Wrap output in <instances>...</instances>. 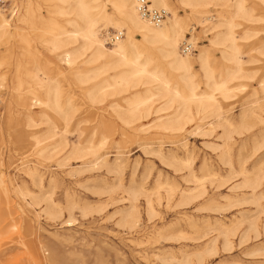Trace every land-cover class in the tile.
Returning <instances> with one entry per match:
<instances>
[{"label":"rangeland","instance_id":"rangeland-1","mask_svg":"<svg viewBox=\"0 0 264 264\" xmlns=\"http://www.w3.org/2000/svg\"><path fill=\"white\" fill-rule=\"evenodd\" d=\"M12 1L20 8L16 17L0 11L11 25L0 43L6 77L0 89V264H264V0H201L197 6L167 0L168 16L193 38L181 40L179 51L193 59L199 93L236 70L222 54L228 12L239 1L247 13L233 26L245 68L228 83L227 98L204 112L194 104L184 111L182 130L173 128L179 102L159 89L145 91L139 77L117 90H97L132 68L97 73L99 63L90 62L81 38H64L83 27L74 2L70 14H60L58 0ZM101 1L110 14L99 24L104 38L118 31V19L113 0ZM48 31L61 33L65 45L46 44ZM131 36L141 40L138 32ZM185 43L193 45L191 53L183 52ZM77 50L69 64L66 52ZM157 63L172 71L166 59ZM80 70L88 77L78 78ZM16 71L22 72L20 92ZM50 79L63 90L65 112L38 104L32 93L39 80ZM136 99L145 103L132 114ZM215 107L238 131L232 167L222 157L228 124Z\"/></svg>","mask_w":264,"mask_h":264},{"label":"bare ground","instance_id":"bare-ground-1","mask_svg":"<svg viewBox=\"0 0 264 264\" xmlns=\"http://www.w3.org/2000/svg\"><path fill=\"white\" fill-rule=\"evenodd\" d=\"M58 1H61L64 4V6L60 7L58 10L60 14H70L69 10L72 7V2L76 4V7L74 8V12L75 15H77V17L80 20H82L83 27L80 31H76L74 35H67V36L65 34L62 35H64V38L65 37L67 38L74 37L75 39L81 38L82 40L81 48L83 49L84 53H89L90 62L99 63V66L96 69L97 73L100 74L106 73L109 70H117L126 66L132 68V71L124 70L120 72L121 74H117L116 76H114L113 78L114 81L112 82L105 79L103 84L100 85L97 88V90L101 91L106 87H110L117 90V88L120 86L129 85L131 81V80L129 81V79L131 77H139L141 79L142 85H144L145 87V91L150 92L153 89H159L163 91L167 96H169L172 101L179 102V109L181 111L180 113H178L179 115L177 116L178 118L177 127H173L177 130H182L184 128L185 124H181L179 120L182 116L181 114L184 111H190V106L192 104L197 106L199 112L201 111L204 112L206 109L210 107L209 104H213V102H215L218 97L227 98L230 95V91H231V87L229 86L228 83L233 81L236 78L237 74L242 72L243 69L245 68V66L243 65L244 64L243 60L239 57L240 45L237 42V37L235 36V32L233 30L235 18L239 15L243 14L244 16L247 14L244 11L242 2L239 1L236 2L235 3L236 9L234 11L228 12L229 13V17L227 21L228 31L227 34L225 35L226 36L225 39L228 42V44L225 47V49L222 50L223 57L226 59V61H229L230 63L234 64L236 66V70L228 71L226 73L227 74L226 79H224L221 82L214 83L215 85L210 92L199 93L197 91L198 85L195 82H193V77H194L193 59L191 58V56H189L190 54H181L179 51V44L181 40H185V41H189L190 43H193V38L188 39V37L185 35L186 28L183 27V25L181 24L178 18L169 17L168 16L169 12L165 21L162 24L158 25L152 23L150 20L144 18L141 15L138 8V0L111 1L112 8L113 10H115V14L118 19L116 28L118 29V31H121L122 30L121 28L126 27V29L128 30L127 33L128 37L124 38L123 36L122 38L118 39L116 43H114L115 47H108L105 43V38H103V35L101 33L102 30L100 29V25H99L101 21L110 20V14L107 13V9L105 8L107 4H103L101 0H58ZM150 2L153 3L151 4V7L153 8L157 7L158 9L159 7H161L165 10L170 8L167 0H150ZM193 2L194 0H184V4L194 5V6L199 5V2H201V0H198L197 3H193ZM12 5L13 7L11 12L10 13L5 12L6 15L10 16V18L16 17L20 9L17 4L13 3V1H12ZM0 11L1 12L3 11L1 7H0ZM192 13H196V12L192 11ZM198 13H202V11H199ZM118 22H121L122 24ZM10 26H11L10 20L6 19L5 17L0 18V43L1 40H4L3 38L6 37L5 35L8 32ZM133 32H138L141 36V40H136L133 36H131ZM49 33L52 32L50 31ZM109 33L110 32L106 34ZM60 36L61 33H59L58 35L53 34L51 38L46 39L45 42L46 44L51 45V47L54 50H57L61 48V46H64L66 42V40L65 39L62 40ZM220 38L221 36L217 35L215 38L211 40L212 44H217ZM141 44L145 47H140ZM80 52L81 51L79 50L75 52L67 51L65 56L66 61L69 64H71L74 61L73 54L75 53L77 54ZM158 52L160 53L159 55ZM199 57L203 59L204 53H201ZM160 58L166 59L167 64L172 69V71L178 73L177 76H175V74H173L172 71H166L163 66L157 63ZM203 66H206V62L203 63ZM27 73L28 75H30L28 71ZM15 74H16L15 77L18 79V84L15 90L17 92H20L22 88V81L20 80L22 76V72L16 71ZM206 75L209 79H212L213 78L212 70L208 69ZM76 76L78 78L82 77V79H84L85 77H88V74L80 70L76 72ZM5 78L6 77L3 76V74L2 76L0 75V89L3 87L2 81L5 80ZM83 82H85V80H83ZM29 84L31 83L29 82ZM36 85L38 87L34 88L32 93L36 97V101L38 102V104H45L48 107L52 108L53 110L60 111L61 113L65 112L64 111L65 104L62 101L63 90L61 89L59 83H55L53 79L52 80L50 79L47 81L39 80V82H37ZM207 86L210 87L211 84H207ZM94 91L95 90L90 92L92 96L94 94ZM103 95L106 94L104 93ZM0 98L2 99V108H3V98L2 96H0ZM143 103H145V99H136L133 105L130 106V112L132 114H136L137 111L139 110V107ZM221 110H222L221 107H215L213 108L212 111H214L217 115H219L222 119H224L228 124L226 129V138L224 142L226 146V151L224 154H222V157L227 156L228 164L230 165V167H232L234 165L233 156H232L233 134L235 133V131L236 132L238 131L234 129V124L231 122L229 116H227L226 114L223 115V112H221ZM122 118L124 119V116ZM165 127L167 128L168 126L165 125ZM37 143L39 144V142ZM56 147H57V143H54L52 145V148H56ZM186 163L190 165V161H187ZM247 170L245 167V161H242V163L240 164L241 175H246ZM245 179L247 183L252 182V180H249L246 177ZM254 188L255 187L253 185V189ZM263 197H260V199H262ZM260 212L264 213V209L261 208Z\"/></svg>","mask_w":264,"mask_h":264},{"label":"built area","instance_id":"built-area-1","mask_svg":"<svg viewBox=\"0 0 264 264\" xmlns=\"http://www.w3.org/2000/svg\"><path fill=\"white\" fill-rule=\"evenodd\" d=\"M0 7L6 13H10L12 10V0H0ZM138 8L141 15L150 20L154 24H162L167 18L168 11L165 9H157L151 7L150 0H138ZM124 36L123 31L111 32L105 35V43L107 45H113L116 41ZM184 52H192V44L185 43L182 46ZM2 111V99L0 98V112Z\"/></svg>","mask_w":264,"mask_h":264}]
</instances>
